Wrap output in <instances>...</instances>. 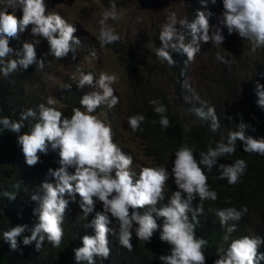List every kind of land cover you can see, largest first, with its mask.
<instances>
[{"label": "clouds", "instance_id": "clouds-1", "mask_svg": "<svg viewBox=\"0 0 264 264\" xmlns=\"http://www.w3.org/2000/svg\"><path fill=\"white\" fill-rule=\"evenodd\" d=\"M207 2L200 0L205 8ZM215 2L212 0V3ZM222 4L223 11L216 24L210 23L209 17L213 15L210 11L198 9L191 21L187 18L178 21L176 13H171L160 27L161 47L156 50V56L170 67L175 66L177 62L170 54L171 49L185 53L187 61L191 62L200 51V41L222 45L225 40L223 28L230 35L235 32L250 41L252 52L264 47V0H222ZM10 8L13 11L10 12ZM18 8L22 9V18L15 14ZM46 9L45 0H0V75L7 77L33 64L40 70L45 67V60L37 59L34 43L24 41L18 49L10 47L9 40L19 39L29 25L32 26L33 36L48 41V54L62 59L71 52L75 59L77 48L81 45L80 38L74 35L76 26L58 13L46 12ZM118 19L120 15L115 4L102 13L98 35L101 48L121 40L115 28L107 23ZM188 36L191 38L186 42ZM95 55L92 52V56ZM218 59L227 62L219 55ZM73 80L80 88L95 85L98 91L84 94L80 99L81 107H74L70 117L57 110L55 101L49 97L47 105L41 103L36 110L27 109L21 113L19 121L0 118V131L8 130L18 134L17 141L28 166L36 165L39 161L38 152L46 154L49 145L52 150H59V167L48 169V175L54 178V182H42V194L34 193L30 197L37 202V207L33 209L37 222L31 228L26 224L11 227L3 233V239L15 250L18 247L17 237L27 230L31 234L23 237L22 243L25 246L35 242L36 250H40L47 240L53 247H59L64 236L62 225L66 209L70 201H76L78 194L79 207L86 218L93 212L97 201L102 203L103 210L96 212L86 226L92 227L95 234L83 235L82 246L73 249L77 264H95L97 257L107 259L110 255L109 233L117 236L119 244L131 251L133 229L138 240L148 242L161 227L160 240L170 245L169 254L159 257L162 264H205L203 249L208 241L197 238L194 229L199 225L198 217L204 211L202 202L215 201L217 193L209 190L207 176L201 165L211 170L220 158L236 151L237 140L242 142L244 152L264 155V139L245 135L247 125L241 124L239 130L229 133L227 142L222 140L206 152L201 151L199 161L191 148L182 145L174 153L175 160L171 169L178 190L173 191L167 203L157 207L165 199L164 186L169 180V171L165 167L144 166L137 175L132 169L133 156L124 153L113 142L110 125L94 115L102 104L112 108L120 102L113 88L117 76L101 72L98 78H94L92 73L81 72L79 78L74 76ZM70 87L67 85V88ZM256 96L258 106L264 108V84L257 82ZM150 104L160 114L161 127L168 128L170 121L164 115L166 107L156 99L151 100ZM195 112L201 119L211 121L213 132L219 128L214 107L208 106L205 110L201 106ZM29 118L36 122L30 132L21 134L23 121ZM144 119L141 114L128 118L127 123L133 133L142 131L140 125ZM246 167L243 159H237L231 164L219 163L220 178H226L229 184H236ZM70 168L74 171L70 172ZM8 197L15 199L14 194H8ZM197 197L199 204L194 208L192 201ZM140 209L147 211L141 212ZM209 211L215 212L223 226L229 221L240 220L248 209L245 206L240 210L228 207ZM157 218L163 219L162 226L158 225ZM113 221L116 225L110 227ZM235 231V224L226 228L223 241L228 246L226 249L223 246L218 249L223 255L214 264H256L264 260V252H259L264 245V238L243 236L233 239L231 234Z\"/></svg>", "mask_w": 264, "mask_h": 264}, {"label": "trees", "instance_id": "trees-1", "mask_svg": "<svg viewBox=\"0 0 264 264\" xmlns=\"http://www.w3.org/2000/svg\"><path fill=\"white\" fill-rule=\"evenodd\" d=\"M185 2L186 11L182 19L187 18L191 21L200 9L213 13L209 20L211 24H215L221 15L217 0L215 3L208 0L206 8L200 0ZM15 14L22 18V9H16ZM31 27L29 25L20 34L19 39H10V47L18 49L22 47L24 41L34 43L37 59H44L45 67L40 70L33 64L28 69H18L7 77L0 75V118L8 117L19 121L21 113L27 109L36 110L41 103L47 105L49 97L55 101L54 106L57 110L63 113L66 108L81 107L80 99L86 94L82 88L72 86L68 80L52 88L47 87V82L58 66L75 64L79 58V51L88 54L93 47L100 45L99 41L93 36L88 37L83 29H77L74 35L80 38L81 45L77 48L75 59L71 52L62 59H56L48 54L50 51L48 41L43 37L33 36ZM115 30L121 36V40L106 47L116 56L122 68V80L125 83L123 98L126 102L124 120L128 132L138 140L143 154L150 159L153 167H165L170 173L169 180L164 186L165 199L160 201L157 207L167 203L173 191L178 190L174 177L171 176V169L175 160L174 153L182 145L191 148L199 161L201 151L206 152L209 147H215L222 140L227 142L229 133L239 130L241 124L247 125L244 129L245 135L264 139V108L258 106L256 96L257 82L264 84V47L250 55L231 54L223 57L219 54L227 61L226 63L213 53L212 58H205L202 61L203 70L214 85L200 93L192 89L189 83L181 88L183 78L188 79L196 74L192 71L185 53L170 49V54L177 62L175 66L170 67L166 61H161L156 56V50L161 47L160 40L154 41L150 46L153 49L151 53H144L143 48L134 42H126L120 32ZM190 38L186 37V42ZM239 38L244 43H250ZM199 46L211 49L214 44L211 41L207 43L200 41ZM161 77L166 81V89L160 80ZM67 85L71 87L67 88ZM153 99L159 100L167 109L164 115L170 124L166 129L161 127L160 114H157L154 106L150 104ZM201 106L205 107V110L208 106L215 108L219 119V128L215 132L211 130L210 120H203L196 115L195 109ZM107 108L102 104L96 111L106 109L107 112ZM137 114L143 115L145 119L140 125L142 131L133 133L127 120ZM110 120L112 119L109 117ZM35 122L32 118L23 121L21 134L30 132ZM113 127L116 128V125L113 124ZM17 136L18 134L8 130L0 131V264H77L73 249L82 246L83 235L95 234L92 227L86 226L96 212L103 210L99 201L87 218L79 207L78 194L75 202H69L62 225L64 236L59 247H53L47 240L40 250H36L35 242L25 246L22 243L23 237L31 234L27 230L17 237L18 247L15 250L3 239V233L11 227L26 224L31 228L37 222L33 212L37 202L30 197L34 193L42 194L40 188L42 182L46 180L54 182V178L48 175V169L59 167V150H52L50 145L46 154L38 152L39 161L36 165L28 166ZM237 159H243L247 167L238 183L229 184L226 178H220L218 164H231ZM218 164L211 170L201 165L207 176L209 190L217 193L215 201L202 202L204 211L198 217L199 225L194 229L197 238L208 241L203 249L206 256L205 264H214V261L223 255L218 249L221 246L227 248L223 236L226 228L232 224L236 225V231L231 234L233 239L243 236L264 238V155L244 152L242 142L237 140L236 151L220 158ZM69 171L72 172L74 169L70 168ZM8 194H14L15 199H9ZM198 204L199 197L192 201L194 208ZM245 206L248 211L240 220L229 221L223 226L215 212L209 211L228 207L240 210ZM157 223L162 226L163 219L157 218ZM114 225L115 221L109 226ZM161 231L162 227L158 228L150 241L145 242L136 238L133 229L131 251L119 244L117 236L109 233L110 255L107 259L97 257L95 264H162L159 257L169 254L170 245L160 240ZM259 252H264V245L260 247ZM256 264H264V260L257 261Z\"/></svg>", "mask_w": 264, "mask_h": 264}, {"label": "rangeland", "instance_id": "rangeland-1", "mask_svg": "<svg viewBox=\"0 0 264 264\" xmlns=\"http://www.w3.org/2000/svg\"><path fill=\"white\" fill-rule=\"evenodd\" d=\"M47 5L46 12H55L60 14L69 23L76 26L77 29H83L87 32V36H93L98 40L100 31L99 20L102 13L109 10L112 4H115L116 10L120 15V19L113 21L109 20L107 23L110 27L117 29L123 36L126 42H134L139 47L143 48L144 53H151L153 49L150 47L154 41L159 40V31L161 25L167 21V17L175 12L178 21L182 19L184 11H186L185 0H170L164 8H152L148 10H141L138 6L137 0H45ZM220 12L223 11L222 0H219ZM10 12L13 9H9ZM47 14V13H46ZM217 22H215L216 24ZM222 34L225 37L222 45L212 46L211 49L200 47V51L195 55L194 60L190 62L191 69L195 75L190 78H183L181 88L186 86V83L191 85L192 89L197 92H204L213 87L206 71L203 70L202 61L205 58H212L214 55L221 54L223 57L227 55H243L253 54L251 51V42L244 43L240 40L239 35L233 32L231 35L226 28L222 29ZM212 43V42H211ZM95 52V57L92 56ZM79 58L75 64L60 65L56 71L50 76L47 82V87L52 88L56 85H61L65 81H70L74 87H78L73 77L77 79L81 72L87 74L92 73L94 78H98L101 72L114 74L117 76V82L113 85L114 94L119 97V103L112 108L108 107L103 111H96L94 115L106 124L110 125L112 129L113 142L116 143L124 153L133 156L132 169L139 173V169L144 166L153 167L150 159L147 158L142 151L141 145L133 138L127 129L124 120V109L126 106L124 96L125 83L122 80V68L118 64L116 56L106 46H96L88 52L83 54L78 52ZM184 77V76H183ZM162 84L167 88L165 79L160 78ZM85 93L95 91V85L85 86L82 88ZM72 107L63 110L64 116L70 117L72 115ZM82 111L84 109H81ZM110 115L108 116V114ZM109 117L112 119L109 121ZM116 125V128L113 127Z\"/></svg>", "mask_w": 264, "mask_h": 264}, {"label": "water", "instance_id": "water-1", "mask_svg": "<svg viewBox=\"0 0 264 264\" xmlns=\"http://www.w3.org/2000/svg\"><path fill=\"white\" fill-rule=\"evenodd\" d=\"M137 2L141 10H148L152 8H164L170 0H137Z\"/></svg>", "mask_w": 264, "mask_h": 264}]
</instances>
